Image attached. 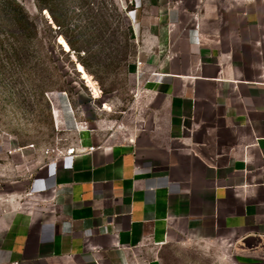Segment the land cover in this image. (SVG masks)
Returning a JSON list of instances; mask_svg holds the SVG:
<instances>
[{"label":"crops","instance_id":"obj_1","mask_svg":"<svg viewBox=\"0 0 264 264\" xmlns=\"http://www.w3.org/2000/svg\"><path fill=\"white\" fill-rule=\"evenodd\" d=\"M132 3L137 125L80 129L73 156L0 139V264H264V0Z\"/></svg>","mask_w":264,"mask_h":264},{"label":"rangeland","instance_id":"obj_2","mask_svg":"<svg viewBox=\"0 0 264 264\" xmlns=\"http://www.w3.org/2000/svg\"><path fill=\"white\" fill-rule=\"evenodd\" d=\"M17 1L33 27L22 31L0 11V139L56 152L75 146L83 126L103 136L136 126L140 112L126 118L138 103L130 73L142 46L132 0ZM62 97L77 129L59 123ZM165 258L166 264H213L196 248L170 246Z\"/></svg>","mask_w":264,"mask_h":264},{"label":"trees","instance_id":"obj_3","mask_svg":"<svg viewBox=\"0 0 264 264\" xmlns=\"http://www.w3.org/2000/svg\"><path fill=\"white\" fill-rule=\"evenodd\" d=\"M0 11L7 17H13L14 22L20 27L22 31L29 30L33 27V23L29 19V15L25 11V8L17 0H0ZM72 49L74 45L70 42ZM84 66L88 69L87 64Z\"/></svg>","mask_w":264,"mask_h":264},{"label":"built area","instance_id":"obj_4","mask_svg":"<svg viewBox=\"0 0 264 264\" xmlns=\"http://www.w3.org/2000/svg\"><path fill=\"white\" fill-rule=\"evenodd\" d=\"M136 65H137V68H138V70H137V77H138V80H139L138 83H139L140 82V79H139L140 78V72H141L140 69L143 66V62L140 59H138L137 62H136ZM70 108H71V110L73 112V109H72L71 105H70ZM77 123H79V122H76V124ZM78 127H81V126H78ZM81 128L82 129H86L84 126L81 127ZM96 148H97L96 146H89L87 149L84 148V147H80L79 149H80V151H94ZM77 149H78L77 146H70V147H67L64 150H57L56 152H55L54 149H47L45 151V153L46 154H50V155L56 154V155H69V156H73V155L76 154Z\"/></svg>","mask_w":264,"mask_h":264},{"label":"bare ground","instance_id":"obj_5","mask_svg":"<svg viewBox=\"0 0 264 264\" xmlns=\"http://www.w3.org/2000/svg\"><path fill=\"white\" fill-rule=\"evenodd\" d=\"M60 41L65 43V40H64L63 38H60ZM86 77L88 78V80H89V82L91 83V85H93L94 82H93V80L91 79V76H90V75H86Z\"/></svg>","mask_w":264,"mask_h":264}]
</instances>
